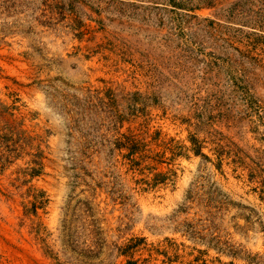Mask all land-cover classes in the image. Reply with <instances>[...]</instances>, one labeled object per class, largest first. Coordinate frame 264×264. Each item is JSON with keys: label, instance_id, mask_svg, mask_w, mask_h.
<instances>
[{"label": "rangeland", "instance_id": "1", "mask_svg": "<svg viewBox=\"0 0 264 264\" xmlns=\"http://www.w3.org/2000/svg\"><path fill=\"white\" fill-rule=\"evenodd\" d=\"M127 260L264 264V0H0V264Z\"/></svg>", "mask_w": 264, "mask_h": 264}, {"label": "trees", "instance_id": "2", "mask_svg": "<svg viewBox=\"0 0 264 264\" xmlns=\"http://www.w3.org/2000/svg\"><path fill=\"white\" fill-rule=\"evenodd\" d=\"M190 236H193L192 234ZM124 264H138L137 261L127 260Z\"/></svg>", "mask_w": 264, "mask_h": 264}]
</instances>
